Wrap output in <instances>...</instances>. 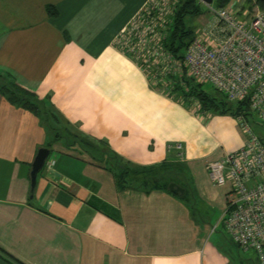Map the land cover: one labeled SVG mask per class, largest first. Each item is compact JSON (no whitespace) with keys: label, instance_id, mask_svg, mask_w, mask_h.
<instances>
[{"label":"crops","instance_id":"obj_1","mask_svg":"<svg viewBox=\"0 0 264 264\" xmlns=\"http://www.w3.org/2000/svg\"><path fill=\"white\" fill-rule=\"evenodd\" d=\"M151 1L0 0V72L48 96L63 129L0 93V247L24 264H231L232 248L255 263L213 225L229 186L206 168L243 146L239 116L198 108L184 77L149 75L122 43ZM123 164L178 167L184 192L124 183Z\"/></svg>","mask_w":264,"mask_h":264},{"label":"built area","instance_id":"obj_2","mask_svg":"<svg viewBox=\"0 0 264 264\" xmlns=\"http://www.w3.org/2000/svg\"><path fill=\"white\" fill-rule=\"evenodd\" d=\"M177 0H152L123 33L127 52L133 54L149 75L188 74L209 84L231 101L248 99L250 108L264 123V7L250 20L247 8L207 5L209 17L195 32L184 56L176 58L164 47L168 21ZM154 9V11H153ZM198 108L199 101L195 102ZM246 135L243 146L211 160L206 168L216 185H228L223 221L231 239L244 251H255L257 264H264V143L246 117L239 116ZM169 147H173L170 145ZM181 149V144H175ZM48 159L46 165H52Z\"/></svg>","mask_w":264,"mask_h":264},{"label":"trees","instance_id":"obj_3","mask_svg":"<svg viewBox=\"0 0 264 264\" xmlns=\"http://www.w3.org/2000/svg\"><path fill=\"white\" fill-rule=\"evenodd\" d=\"M230 1L231 0H214L213 5L216 7H225ZM260 5L264 7V0L260 1ZM48 11L51 14L57 13L56 9L52 8V6H48ZM202 11L203 3L200 0L176 1L174 13L168 21L166 36L164 38V47L176 58H182L184 56L187 46L195 36V29L193 30L188 27L186 17L188 15L197 16L201 14ZM192 80L195 81L193 78ZM202 85V83L195 82L191 88H188V96L198 100L203 111L218 114H231L235 116L243 115L245 117L249 113H254L250 108L248 99L231 101L225 94L216 90L214 87L211 86L215 92L213 94L212 92L204 90ZM0 93L12 104L37 114L45 124L47 130L53 132L55 137L63 134L62 119L50 102L48 96L41 98L37 93L21 86L12 77L2 72H0ZM259 137L264 143V136L259 135ZM89 145H91L90 142ZM120 166L121 172L119 173V179L127 184H135L145 188L164 185L169 188L168 186L171 182L178 183V181L174 179V177L179 176L178 167H163V165H161L153 168H139L129 167L126 164ZM0 256L11 264H24L1 247Z\"/></svg>","mask_w":264,"mask_h":264},{"label":"rangeland","instance_id":"obj_4","mask_svg":"<svg viewBox=\"0 0 264 264\" xmlns=\"http://www.w3.org/2000/svg\"><path fill=\"white\" fill-rule=\"evenodd\" d=\"M257 7H259V5H257L253 0H238L235 3V8L236 9H238V8H247L249 10V15L248 16H244L243 12L239 13L241 17H244V18H246L248 20H250L252 18L253 14H254V11H255V9ZM209 15H210V13H209L208 6L203 3V11H202L201 14H199L197 16L188 15L186 17V22H187L188 27L192 28L193 30L195 29V32H196L199 28H201L203 26V24H205V22L207 21ZM177 76H178L177 78H178V81H179L180 77H179V75H177ZM184 80L185 81H182V83H183L182 85L184 86L185 89H188L189 87L191 88V86L194 85L195 82H196V81H193L192 78L188 74H185ZM202 88L204 90L208 91V92H212L213 94L215 93L214 89H212L211 85H209V84H203ZM246 121L252 126L253 130L258 135L264 136V123H262L260 121V119H258V117H256V115L254 113H251V114L249 113L248 115H246ZM174 179L177 180L178 182H180V180L182 178L179 177V176H176V177H174ZM186 181L189 182L191 180H190V178L188 179V177H187V179H185L183 181L184 184L186 183ZM208 210H209L210 214L213 212L210 208ZM214 212L216 213L215 214L216 216H213L214 217L213 225L216 226L218 229H220L221 232H224V234H225V232L227 231V228L224 227L223 222H222V218H223V215H224V213H223L224 210L222 211V209L219 206H217V208H216V210H214ZM212 231H213V228H212ZM241 250H242L241 251V256L243 258H246V259L254 258V257L256 258L255 253L253 251L247 252V251H244L243 249H241ZM236 253H237L236 248H232L230 250V254L233 257V260H232L231 264H238L237 260H236ZM253 264H257L256 259H255V263H253Z\"/></svg>","mask_w":264,"mask_h":264},{"label":"water","instance_id":"obj_5","mask_svg":"<svg viewBox=\"0 0 264 264\" xmlns=\"http://www.w3.org/2000/svg\"><path fill=\"white\" fill-rule=\"evenodd\" d=\"M200 1L206 5H210L214 2V0H200ZM50 154H51V148L49 147H41L38 150L37 155L32 163V168H31L32 189L35 188L37 184L38 174L42 171V169L46 165V162ZM168 187H169V190H171L175 194H181L184 192V187L176 182H171Z\"/></svg>","mask_w":264,"mask_h":264}]
</instances>
